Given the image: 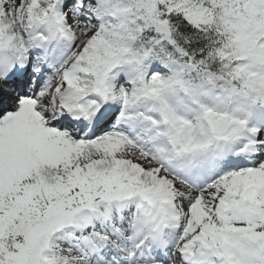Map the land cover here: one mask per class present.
Listing matches in <instances>:
<instances>
[{"label":"snow or ice","instance_id":"1","mask_svg":"<svg viewBox=\"0 0 264 264\" xmlns=\"http://www.w3.org/2000/svg\"><path fill=\"white\" fill-rule=\"evenodd\" d=\"M0 264H264V0H0Z\"/></svg>","mask_w":264,"mask_h":264}]
</instances>
